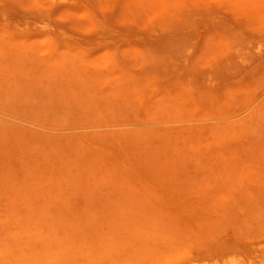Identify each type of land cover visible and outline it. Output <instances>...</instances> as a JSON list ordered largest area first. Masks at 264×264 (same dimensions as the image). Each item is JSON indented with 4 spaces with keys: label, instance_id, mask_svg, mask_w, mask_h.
Wrapping results in <instances>:
<instances>
[{
    "label": "rangeland",
    "instance_id": "1",
    "mask_svg": "<svg viewBox=\"0 0 264 264\" xmlns=\"http://www.w3.org/2000/svg\"><path fill=\"white\" fill-rule=\"evenodd\" d=\"M0 264H264V0H0Z\"/></svg>",
    "mask_w": 264,
    "mask_h": 264
}]
</instances>
